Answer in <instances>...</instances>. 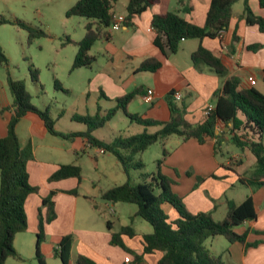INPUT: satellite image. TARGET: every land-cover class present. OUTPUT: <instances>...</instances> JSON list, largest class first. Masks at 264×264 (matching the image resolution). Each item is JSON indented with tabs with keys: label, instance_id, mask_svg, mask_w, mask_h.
I'll return each instance as SVG.
<instances>
[{
	"label": "crops",
	"instance_id": "1",
	"mask_svg": "<svg viewBox=\"0 0 264 264\" xmlns=\"http://www.w3.org/2000/svg\"><path fill=\"white\" fill-rule=\"evenodd\" d=\"M248 2L253 13L264 19L260 0ZM210 4L211 0H157L145 13L135 17L130 26H123L118 31L111 30V40L100 42L102 49L95 55L91 54L96 57L95 64H99V57L102 56L107 58L108 63L107 66L98 65V69H95L94 64L90 68L94 75L90 74L88 78L90 87L97 90V95L108 103V106H100L99 111L106 114L108 110L117 108L118 98L139 90L140 94L129 104L128 112L168 122L171 111L167 98L172 91H180L182 102L186 104V120L198 125L205 122L207 108L216 106L215 95L223 90L228 78L240 80L238 90L254 87L264 94V32L256 25H248L242 18L245 0H239L234 5L230 25L221 39L203 41V45L225 64L229 71L227 77L217 75L205 65L195 66L192 63L191 56L200 44L197 39L183 40L178 52L168 56L155 45L157 32L152 27L155 15L176 12L188 22L203 27ZM253 45L262 47L252 51L248 47ZM151 58L160 61L161 68L154 72L142 70L143 63ZM250 78L257 80L255 86L250 85ZM149 89L154 91L151 104L143 98ZM8 90L7 77L0 73L2 138L8 136L13 116L12 111L6 110L13 101ZM119 111L122 110H118L116 115ZM74 114L67 118L73 121ZM239 118L243 119L244 116L239 114ZM54 122L56 130L62 133H83L87 130L85 125V128L64 129V125L60 124L61 116L54 118ZM104 127L93 132L96 139L111 142L124 135L121 129L110 126L111 136L106 137L100 132ZM228 131L229 127L224 123L218 124L217 133L223 137L222 152L218 156L215 155L216 140L213 138H207L205 143L200 144L196 139L183 141L177 136L170 137L165 147L170 139L175 140L170 156L161 167V173L174 182L173 192L183 199L191 214L212 212L215 217L223 209L225 218L229 200L241 204L252 194L258 217L236 230L239 234H247V245L229 243L226 239V243L221 242L217 237L210 242V248L205 245L213 254L221 255L225 264H264V234H260L264 232V185L256 191L249 185L247 176L256 164V157L248 149L232 151ZM16 132L21 149L31 153L27 168L30 183L38 191L31 194L25 204L28 229L17 234L14 239L15 250L22 260L9 258L5 264H38L36 243L40 219L41 216L45 221L47 219L49 209L44 200L52 194L56 217L50 223L45 222L46 239L41 246L47 264H64L55 252L66 236H72L74 240L68 264H77L78 256L88 257L96 264H124L125 259L130 257V264H137L135 255L143 254L144 249L142 237L153 233V228L143 224L145 221L141 222L136 205L113 204L102 199L103 193L127 182L128 178L117 159L109 153L100 154L98 148L89 144L84 137L66 140L50 134L44 121L35 113L26 114L18 123ZM225 146L228 150L226 154L223 151ZM235 161L241 162L236 165ZM62 165L80 166L82 182L79 183L76 178L51 181L50 178ZM199 178L203 181L199 182ZM241 178H247V184L241 183ZM239 183L249 189V193L240 201L231 195ZM163 208L172 220L178 219V214L170 205H164ZM123 227H131L136 236L122 235L124 247H121L113 243V234L120 232ZM214 243L220 245L219 250L214 249ZM161 258L162 253L155 252L145 255L144 263L158 264Z\"/></svg>",
	"mask_w": 264,
	"mask_h": 264
},
{
	"label": "trees",
	"instance_id": "2",
	"mask_svg": "<svg viewBox=\"0 0 264 264\" xmlns=\"http://www.w3.org/2000/svg\"><path fill=\"white\" fill-rule=\"evenodd\" d=\"M118 0H78L67 12L68 17H84L89 21L86 25V34L83 40L74 42L68 40L77 47V55L74 59L72 70L92 68L96 57L91 55V50L97 42H107L112 38L111 28L116 14L114 7ZM239 0H211L206 23L203 27L188 22L176 12L155 15L152 19V27L157 32L155 45L168 56L175 54L183 40H199L198 49L192 54V62L195 66L205 65L221 77H227L229 71L220 58L215 56L203 45L205 39H221V32L225 31L233 17V7ZM157 0H128L127 16L124 26H130L132 20L141 16L150 9ZM264 8V0H260ZM242 18L248 25H256L264 32V19L256 16L248 0H245V10ZM16 24L30 32L29 39L43 35L41 30L36 31L27 24L15 21ZM13 24L11 20L0 17V26ZM236 39V38H235ZM261 45L248 47L257 51ZM0 65L7 68V83L12 96V105L6 110L13 112L8 127V136H0V264H5L9 258L22 260L14 247L15 236L28 229V220L25 204L28 197L36 193L38 189L31 185L27 168L31 159V153L21 149L17 136V125L28 113L37 114L45 123L50 134L73 140L84 137L93 147L103 149L105 153L112 154L118 161L123 172L127 176V182L113 187L103 193L102 199L110 203H127L138 207L137 216L147 222L153 228V233L144 235L143 254L135 255L137 264H145L144 256L155 252L162 253L158 264H225L221 255L213 254L205 245L206 241L216 237H223L229 243L240 242L246 244L247 234H239L236 228L246 222L255 221L258 217L253 195L250 194L241 204L228 201V213L221 221L214 219L213 213L191 214L181 197L172 190L173 181L161 173V167L170 156V151L165 147L166 141L173 136L180 137L183 141L196 139L200 144L207 138L216 140L215 155L222 150L223 137L217 133L220 122L229 127L227 135L230 142L237 149H248L256 157V164L248 177L249 185L260 187L264 185V94L259 90L244 88L238 90L241 82L238 78H228L223 90L217 92V100L214 110L207 114L202 124H190L186 116V104L176 101L172 91L167 102L171 111V119L168 122H160L144 118L128 112V106L140 94L134 90L117 99V108L108 110L106 116L100 118L74 114L72 120L83 124L87 130L83 133H62L56 130L55 122L48 109H40L33 103V96L22 80L14 79L9 71V59L0 47ZM162 63L155 58L148 59L141 69L145 71H158ZM33 82L40 85L37 69L30 70ZM60 86L59 82H55ZM68 92V91H66ZM123 113L137 124L149 128L160 127L154 134L147 131L133 136H119L111 142L96 139L93 132L104 127L117 113ZM239 114L244 116L239 118ZM161 143L163 145L162 156L156 162V173L142 172L145 166L139 156L150 147ZM233 159V158H231ZM234 160V159H233ZM241 161H235L240 164ZM133 171H141V181L133 176ZM68 178H76L82 182V169L78 165H62L50 178L51 181H60ZM247 179V178H245ZM241 178L240 182L247 184ZM203 179L199 178V182ZM77 194V191H74ZM44 200L49 209L46 221L40 219V231L36 243V260L38 264H47L41 252V246L46 237L44 233L45 222L55 220L52 197ZM170 205L178 214V219L172 220L163 206ZM96 209L97 206H95ZM260 234H264L261 232ZM122 235L136 236L131 227H123L120 232L113 234V243L124 247ZM73 237L66 236L59 243L55 254L64 264L71 259ZM247 245V244H246ZM77 264H96L85 256H78Z\"/></svg>",
	"mask_w": 264,
	"mask_h": 264
},
{
	"label": "rangeland",
	"instance_id": "3",
	"mask_svg": "<svg viewBox=\"0 0 264 264\" xmlns=\"http://www.w3.org/2000/svg\"><path fill=\"white\" fill-rule=\"evenodd\" d=\"M77 1L0 0V17L13 22V24L0 26V47L9 59L11 76L25 83L33 96V103L38 108L48 109L53 120L61 116L60 124L64 125V129L85 128L83 124L70 121L67 117H70L71 114L91 117L98 115L103 118L106 114L104 111H99V107L108 106L106 100L97 95V90L90 87L88 78L90 74L94 75V73H91V69L72 70L77 55V47L68 40L74 42L83 40L86 34V25L90 21L84 17L67 16V12ZM127 3L128 0H118L114 7V13L117 16L127 15ZM15 21L23 22L36 31L41 30L44 34L30 40V32L16 24ZM101 49L102 44L99 42L95 45L91 54L95 55ZM106 61L107 58L99 57V64H95V69H98V65L107 66ZM31 68L38 70L40 85L33 82L30 73ZM0 73L3 77H7V68L4 65H0ZM56 81L59 82L61 88L56 86ZM67 90L69 93L66 92ZM10 97L12 99L11 94ZM110 126L121 129L123 134L127 136L138 135L145 131L154 134L160 130L158 126L145 128L136 122H132L123 111H119L101 129V134L110 137ZM174 140L170 139L166 146L169 151ZM231 146L232 151L239 150L235 146ZM162 149V144L157 143L139 156V160L145 166L142 172L150 174L157 172L156 162L162 156ZM223 151L225 154L227 153V146ZM142 172H132L137 181H141L139 176ZM247 177H250V175ZM252 189L256 191L258 187L253 186ZM248 191L246 185L239 183L231 191V195L240 201L249 193ZM224 216L223 209H221L214 218L216 221H220ZM141 222L144 221L141 219ZM143 224L149 226L146 222ZM217 238V240L226 243L224 238ZM212 240L213 238L205 243L209 248ZM213 247L216 250L220 249L218 243H214Z\"/></svg>",
	"mask_w": 264,
	"mask_h": 264
},
{
	"label": "built area",
	"instance_id": "4",
	"mask_svg": "<svg viewBox=\"0 0 264 264\" xmlns=\"http://www.w3.org/2000/svg\"><path fill=\"white\" fill-rule=\"evenodd\" d=\"M126 22V17L125 16H116L115 20H114V24L111 28L112 31H118L120 29H122V27L125 25ZM225 31L221 32V37L223 36ZM249 83L251 86H255L257 84V80L254 78H250L249 79ZM182 93L180 91H175L174 92V98L176 101H181L182 100ZM145 102L151 104L154 101V91L152 89H149L146 94L143 96ZM214 106H209L206 110V115L211 113L214 110ZM99 153L100 154H104L105 151L103 149L98 148ZM131 263V258L127 257L125 259V263L124 264H130Z\"/></svg>",
	"mask_w": 264,
	"mask_h": 264
}]
</instances>
